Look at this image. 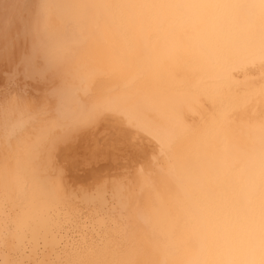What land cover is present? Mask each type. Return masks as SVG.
I'll return each instance as SVG.
<instances>
[{"label": "bare ground", "instance_id": "6f19581e", "mask_svg": "<svg viewBox=\"0 0 264 264\" xmlns=\"http://www.w3.org/2000/svg\"><path fill=\"white\" fill-rule=\"evenodd\" d=\"M261 68L264 0H0V264H264L194 199L264 186Z\"/></svg>", "mask_w": 264, "mask_h": 264}, {"label": "flooded vegetation", "instance_id": "af4514ba", "mask_svg": "<svg viewBox=\"0 0 264 264\" xmlns=\"http://www.w3.org/2000/svg\"><path fill=\"white\" fill-rule=\"evenodd\" d=\"M222 6L218 3H214L213 11L220 10ZM262 164V165H261ZM259 164L260 167L264 166V163ZM257 166V165H256ZM264 168V167H262ZM201 186H191L197 191ZM206 190L205 192L195 195L194 199L203 200L207 203H224L227 206L237 205V204H251L253 206L264 205V186H203ZM256 220H259L256 217ZM256 226L258 233L254 230L257 239L262 238L264 230L261 226ZM246 238V236H245ZM263 240V239H262Z\"/></svg>", "mask_w": 264, "mask_h": 264}, {"label": "rangeland", "instance_id": "374dc122", "mask_svg": "<svg viewBox=\"0 0 264 264\" xmlns=\"http://www.w3.org/2000/svg\"><path fill=\"white\" fill-rule=\"evenodd\" d=\"M263 72H264V69H259V71L258 72H251L250 73V75H247V77L248 78H256V80H257V83H255L256 85H254V84H252V85H249V88L248 89H246V91L247 92H249V91H252L253 89H255V88H257V87H259V86H261V85H264V76L262 75L263 74ZM253 74V75H252ZM256 76V77H255ZM261 77V78H260ZM210 103H211V105H212V102L210 101ZM211 105H208L207 107L208 108H210L209 109V112L207 111V113L210 115H213L215 112L217 113V110L216 109H214L215 108V106H214V108L213 107H211ZM216 105V104H215ZM214 110V111H213ZM207 113H206V115H207ZM216 115V114H215ZM215 115L213 116V117H215ZM212 117V116H211Z\"/></svg>", "mask_w": 264, "mask_h": 264}]
</instances>
